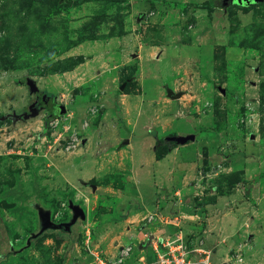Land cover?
<instances>
[{"label":"rangeland","instance_id":"1","mask_svg":"<svg viewBox=\"0 0 264 264\" xmlns=\"http://www.w3.org/2000/svg\"><path fill=\"white\" fill-rule=\"evenodd\" d=\"M161 199L211 264H264V0H0V264L111 262Z\"/></svg>","mask_w":264,"mask_h":264},{"label":"built area","instance_id":"2","mask_svg":"<svg viewBox=\"0 0 264 264\" xmlns=\"http://www.w3.org/2000/svg\"><path fill=\"white\" fill-rule=\"evenodd\" d=\"M151 254L134 255L133 245L120 250L118 258L111 262L101 260L103 264H211L210 253L202 245L191 246L188 238L177 232L151 238ZM134 257L135 263L131 260Z\"/></svg>","mask_w":264,"mask_h":264},{"label":"crops","instance_id":"3","mask_svg":"<svg viewBox=\"0 0 264 264\" xmlns=\"http://www.w3.org/2000/svg\"><path fill=\"white\" fill-rule=\"evenodd\" d=\"M135 186H136L135 193L136 194L141 193L143 187H141V185H139V183L135 184ZM127 198H129V197L127 196ZM144 205L145 204L141 201V204L137 205V206H144ZM172 205L174 207H177V208L180 207V210L184 209L183 206L181 205L180 199H174L172 202H168L166 200L161 199V204L158 203V206H157L158 210H155V213L151 216V218L148 219L147 222H145V223L143 222V224L137 230L136 234L134 236H132L131 240H133V242L131 241L130 243H128L131 245L133 243L134 250L136 248L135 247L136 243H138L140 241L149 239L151 237L155 238L158 235L160 236L162 234H169V233L173 232V231L171 232L168 230L169 229L168 225H172L173 223L169 222V221H167V222L164 221V213L167 212L170 209V206H172ZM153 207H154V205H153ZM181 233H183V230H181ZM134 242H135V244H134ZM216 255L217 254H213V259L215 258L214 259L215 261H216ZM210 261H211V259H210Z\"/></svg>","mask_w":264,"mask_h":264},{"label":"trees","instance_id":"4","mask_svg":"<svg viewBox=\"0 0 264 264\" xmlns=\"http://www.w3.org/2000/svg\"><path fill=\"white\" fill-rule=\"evenodd\" d=\"M31 80H26L25 83L29 84L30 85V82ZM31 87V85H30ZM32 87H34V84L32 85ZM43 94L44 96H46L47 98H43V102L42 103H45V108H47L49 110V114L44 118V131H48L50 129V126H51V121L53 119H56L58 117H60L64 111H65V108L63 106V104H58L55 102L54 98L50 97V96H47L46 93H41ZM23 116L22 115H15L13 117V120H17L19 118H22ZM156 145H157V149H156V157L158 159H161L164 157V154L167 153L171 148H174L178 145V142L176 140L172 141L170 144H168V142L164 141V140H161V139H158L156 141ZM163 147V149H162Z\"/></svg>","mask_w":264,"mask_h":264},{"label":"water","instance_id":"5","mask_svg":"<svg viewBox=\"0 0 264 264\" xmlns=\"http://www.w3.org/2000/svg\"><path fill=\"white\" fill-rule=\"evenodd\" d=\"M30 82H31L30 83L31 89H32L33 92H35V90L37 89L36 85H35V83L32 80ZM33 84H34V87H32ZM42 106L44 107L45 103H42ZM31 110H32V115H35L37 113V109L35 107H32ZM71 207L74 210V216H73V219H72L71 222L63 224L65 227H69L72 223L76 222V220L79 217H81L83 219L86 217L85 211H84V209L81 206L72 204ZM48 224H51L49 218L46 220L45 226H47Z\"/></svg>","mask_w":264,"mask_h":264},{"label":"flooded vegetation","instance_id":"6","mask_svg":"<svg viewBox=\"0 0 264 264\" xmlns=\"http://www.w3.org/2000/svg\"><path fill=\"white\" fill-rule=\"evenodd\" d=\"M43 98H47L46 96H44L43 94H41L40 92L38 93V99L41 100V102H43Z\"/></svg>","mask_w":264,"mask_h":264}]
</instances>
